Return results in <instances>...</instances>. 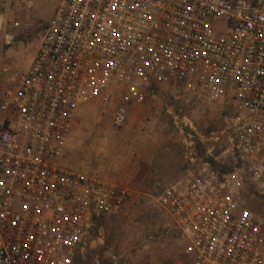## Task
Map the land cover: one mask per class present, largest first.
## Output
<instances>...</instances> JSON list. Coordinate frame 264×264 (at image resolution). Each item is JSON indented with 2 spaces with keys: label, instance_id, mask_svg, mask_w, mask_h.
Returning a JSON list of instances; mask_svg holds the SVG:
<instances>
[{
  "label": "built area",
  "instance_id": "obj_1",
  "mask_svg": "<svg viewBox=\"0 0 264 264\" xmlns=\"http://www.w3.org/2000/svg\"><path fill=\"white\" fill-rule=\"evenodd\" d=\"M6 20L0 11L8 46ZM0 74L8 81L7 67ZM10 82L0 95V264L83 255L96 220L129 190L61 163L76 113L118 97L111 126L121 128L125 105L152 86L230 109L214 158L227 169L190 157L156 200L186 264H264V0H61Z\"/></svg>",
  "mask_w": 264,
  "mask_h": 264
},
{
  "label": "rangeland",
  "instance_id": "obj_2",
  "mask_svg": "<svg viewBox=\"0 0 264 264\" xmlns=\"http://www.w3.org/2000/svg\"><path fill=\"white\" fill-rule=\"evenodd\" d=\"M60 1L0 0L6 30L15 37L6 46L0 33V67L9 69L8 81H2L0 74V95L31 63ZM13 22L18 27L12 28ZM178 96L174 88L152 86L142 104L125 105L127 121L118 129L111 126L112 112L120 105L118 97L106 107L88 104L79 108L61 163L126 187L129 196L116 214L96 220L84 253L74 264H186L179 231L156 202L168 183L159 176L141 177L144 168H139V157L145 153L152 159L153 155L157 175L162 173L165 178L177 163L183 175L190 157L224 171L227 166L214 158L219 159L227 145L226 135L220 133L230 109Z\"/></svg>",
  "mask_w": 264,
  "mask_h": 264
},
{
  "label": "crops",
  "instance_id": "obj_3",
  "mask_svg": "<svg viewBox=\"0 0 264 264\" xmlns=\"http://www.w3.org/2000/svg\"><path fill=\"white\" fill-rule=\"evenodd\" d=\"M126 109L129 110L128 105L126 106ZM145 158L148 159V157L144 153L143 158L139 157V161H138L139 168H142V167L144 168L142 169V171H140L141 177L150 176L153 179H155L156 176L157 177L159 176L161 181L169 183V182H172L178 179L183 173L182 167L180 166V164L177 163L176 168L174 170H170V172L166 174V178L162 176L163 175L162 173L157 175L156 159H154L155 157L152 155V159L149 158L148 160H146Z\"/></svg>",
  "mask_w": 264,
  "mask_h": 264
}]
</instances>
